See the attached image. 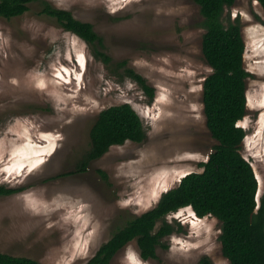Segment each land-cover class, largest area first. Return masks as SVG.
Wrapping results in <instances>:
<instances>
[{
	"label": "rangeland",
	"instance_id": "374dc122",
	"mask_svg": "<svg viewBox=\"0 0 264 264\" xmlns=\"http://www.w3.org/2000/svg\"><path fill=\"white\" fill-rule=\"evenodd\" d=\"M47 1L94 25L116 72L84 40L42 14L40 2L22 16L0 17V186L18 190L0 196V252L43 264H86L118 228L153 208L186 174L203 170L201 163L218 143L203 101L212 68L203 54L204 19L194 0ZM238 19L251 73L248 112L239 122L247 131L241 153L255 170L260 204L264 8L257 0H237L223 21ZM124 61L155 89L152 101L136 81L122 78ZM123 103L141 116L146 139L112 146L79 171L99 114ZM167 220L183 230L163 240L156 258L143 259L134 240L111 264H199L205 256L231 264L223 254L219 219L200 218L185 207Z\"/></svg>",
	"mask_w": 264,
	"mask_h": 264
},
{
	"label": "trees",
	"instance_id": "16d2710c",
	"mask_svg": "<svg viewBox=\"0 0 264 264\" xmlns=\"http://www.w3.org/2000/svg\"><path fill=\"white\" fill-rule=\"evenodd\" d=\"M194 1L204 19L203 54L212 68L203 84L204 111L207 126L218 143L208 160L201 163L202 171L186 174L177 186L161 195L153 208L118 228L86 264H111L116 254L134 240L143 259L156 258L163 240L183 230L181 223H170L167 216L189 206L200 218L214 216L221 221L223 254L231 264H264V195L259 204L255 170L241 153L247 131L239 125L248 112L247 80L251 73L245 67L246 44L240 20L228 25L223 21L226 8L237 0ZM257 1L264 8V0ZM35 2H40L42 14L84 40L93 56L116 72L103 37L91 22L76 18L70 10L58 8L47 0H0V17L22 16ZM126 65V61L119 64L123 70L122 78L136 81L152 101L155 89L144 76ZM90 136V150L78 168L81 172L87 171L89 164L104 156L112 146L127 141L143 142L147 133L135 108L123 103L103 110ZM100 173L107 179L106 172ZM17 191L0 186V196ZM0 264L43 263L0 252ZM199 264L214 263L205 256Z\"/></svg>",
	"mask_w": 264,
	"mask_h": 264
},
{
	"label": "bare ground",
	"instance_id": "6f19581e",
	"mask_svg": "<svg viewBox=\"0 0 264 264\" xmlns=\"http://www.w3.org/2000/svg\"><path fill=\"white\" fill-rule=\"evenodd\" d=\"M70 72V71H69ZM48 80H50V79H48ZM61 90V89H60ZM59 91V90H58ZM62 91V90H61ZM58 93V92H57ZM7 94V93H6ZM52 150V148H50L49 147V149H48V151H51ZM43 151V150H42ZM41 156V155H40ZM39 157V156H38ZM38 157L36 158V161H38L37 159H38ZM35 163H37V162H33V163H31V165H33V164H35ZM156 195V194H155ZM190 207V206H189Z\"/></svg>",
	"mask_w": 264,
	"mask_h": 264
}]
</instances>
